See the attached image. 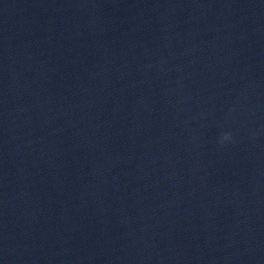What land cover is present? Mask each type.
Returning a JSON list of instances; mask_svg holds the SVG:
<instances>
[{"label":"clouds","instance_id":"9594fccd","mask_svg":"<svg viewBox=\"0 0 264 264\" xmlns=\"http://www.w3.org/2000/svg\"><path fill=\"white\" fill-rule=\"evenodd\" d=\"M223 139L227 140V139H229V137L227 135H225Z\"/></svg>","mask_w":264,"mask_h":264}]
</instances>
